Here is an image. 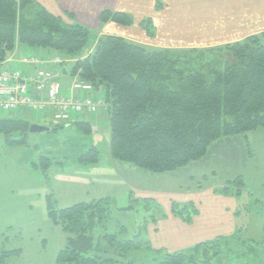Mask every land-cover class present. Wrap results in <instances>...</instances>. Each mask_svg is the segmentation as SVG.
Returning <instances> with one entry per match:
<instances>
[{"label": "trees", "instance_id": "1", "mask_svg": "<svg viewBox=\"0 0 264 264\" xmlns=\"http://www.w3.org/2000/svg\"><path fill=\"white\" fill-rule=\"evenodd\" d=\"M108 22L131 26L134 17L104 9L100 24ZM140 25L148 36L156 35L151 18ZM19 45L59 53L63 58L59 66L66 74H79L92 83L95 95L101 91L98 94L107 102L100 113L110 126V154L140 169L157 174L174 172L201 160L215 141L246 136L264 127V31L218 46L158 47L119 35L99 36L72 13L54 14L35 0H0V70ZM31 124L26 119L3 117L0 133L26 134ZM65 124L93 131L89 120L59 123ZM247 147L252 155L248 141ZM41 158L46 171L52 159ZM79 159L98 163V148H90ZM244 192L243 176L214 188V193L238 200ZM132 194L135 202L144 199L147 206L157 203ZM247 195L250 200L240 205L245 214L264 218V202ZM112 202L111 196H103L62 209L49 204L51 221L72 234L59 251L57 264H264V223L259 236L245 237L240 226L231 236L165 252L154 249L147 238H125L121 232H111L108 219ZM171 204V214L186 223L198 213L194 202ZM134 208L130 204L124 209ZM160 214L167 216L166 212ZM241 214L237 209V217ZM158 220L155 216L152 222ZM230 238L238 240L240 247L233 249ZM141 247L151 250L152 256L137 263L130 254ZM20 252L0 251V263Z\"/></svg>", "mask_w": 264, "mask_h": 264}, {"label": "rangeland", "instance_id": "2", "mask_svg": "<svg viewBox=\"0 0 264 264\" xmlns=\"http://www.w3.org/2000/svg\"><path fill=\"white\" fill-rule=\"evenodd\" d=\"M70 77L69 75L66 76L67 87L72 80ZM10 116L44 125L49 130L36 133L27 132L26 134L21 132L9 135L0 133V251L21 249L19 254L9 257L0 264H57V255L66 246L72 234L65 232L51 221L49 204L52 203L56 209H62L107 195L113 198L111 215L108 219L111 232H121V237L125 238L141 236L149 239L154 249L162 248L165 252L173 251V248L170 250L161 244L171 246L173 243L170 240L178 243L175 241L178 239L173 235L169 236L164 229L165 226L158 229L159 224H164V219L172 215L169 211L170 202L162 198L157 199V203L152 202L150 206H147L144 199H139L136 202L131 199V191L134 197H138V192L136 190L134 192L133 187L126 185L115 168L111 167V131L108 120L102 119L105 115L102 113L81 115L75 119V121L77 119L91 121L93 123L91 133L80 130L75 124L60 126L51 114L40 117L35 113L10 115L0 111V118ZM244 137L248 140L247 135ZM94 146L99 150L98 163L81 162L79 159L81 155ZM252 148L255 149L254 151L257 149L255 145ZM42 156L52 159V165L46 171L41 164ZM256 157L259 156L256 154ZM205 181L182 185L184 189L182 188L183 191L179 192L186 193L185 186L189 185L191 187L187 188H193L195 192H200L203 190L202 188L208 186ZM247 194L250 195L246 190L242 198L238 200L239 208H237L241 210L242 216H235V223L237 228L241 226L244 229L243 235L249 238L260 235L264 218L251 217L245 214L244 207L240 205H244L250 200ZM217 196L223 197L224 195L217 194ZM174 200L181 199L174 198ZM175 202L183 204L181 201ZM202 202L204 203V199ZM130 204L134 205L135 208L124 209ZM196 207L198 209L197 204ZM160 212H166L167 216L159 217ZM198 214L199 209L193 220L187 224H195L194 219ZM155 216L159 218L158 222L162 220L159 224L152 222ZM166 224V227L171 225L167 222ZM199 226L200 223L192 229L195 232L192 235L195 237L193 245L220 236L218 235L221 233L219 231L214 233L215 230L207 229L204 232V230H199ZM237 228L231 234L224 236L233 235ZM179 233L181 237H188L186 231H179ZM205 234L207 237L203 236ZM209 235L212 237H208ZM199 237L202 238L199 239ZM181 246L183 244L175 245L174 248ZM230 246L237 249L240 247L239 241L230 238ZM149 251L151 250L144 249V247L134 249L130 258L137 263L142 262L148 256H152Z\"/></svg>", "mask_w": 264, "mask_h": 264}, {"label": "crops", "instance_id": "3", "mask_svg": "<svg viewBox=\"0 0 264 264\" xmlns=\"http://www.w3.org/2000/svg\"><path fill=\"white\" fill-rule=\"evenodd\" d=\"M35 1L57 15L72 13L78 22L97 31L99 36L119 35L158 47L224 45L264 31V0ZM104 9L130 13L134 17V23L131 26H125L116 22H108L102 26L100 15ZM145 18H151L156 28V35L153 37L148 36L140 25ZM34 50L36 52L28 50L23 45L17 46L7 59L9 60L8 65L10 67L20 66L19 58L26 52L40 56L43 54L41 57L53 54L42 49ZM247 136L248 140L243 135L221 138L211 145L208 153L201 160L174 172L152 173L113 157L110 161L111 167L115 168L126 185L133 187L134 192L135 190L138 192L139 198L154 200L165 198L170 202V206L172 201L183 203L193 201L197 204L199 214L194 219L195 224L188 225L172 215L167 216L162 225L159 224L162 220L156 221L159 224L158 229L165 226L167 234L178 239H175L178 243L170 240L173 243L171 246L161 245L168 249L173 248V251L180 250L195 243V237H192L195 232L192 229L198 223H200L199 230H204V232L207 229L215 230L214 233L219 231L220 236L229 235L237 228L235 216L237 217L238 199L233 196L225 197L226 195L219 197L214 193V188L238 176H243L245 191L247 190L255 197L257 194L259 196L257 197L264 202V128L251 131ZM247 141L251 146L252 155L248 152ZM254 145L257 147L256 151L252 148ZM256 154L259 157H256ZM204 180L208 186L202 188L201 193L195 192L193 188H187L191 187L190 185L185 186L186 193L179 192L183 191L182 188L184 189L183 186L187 183L193 184ZM172 197L181 200H174ZM166 222L171 225L166 227ZM179 231L188 232V237H181ZM203 236L207 237L206 234ZM178 244H183V246L174 248Z\"/></svg>", "mask_w": 264, "mask_h": 264}, {"label": "built area", "instance_id": "4", "mask_svg": "<svg viewBox=\"0 0 264 264\" xmlns=\"http://www.w3.org/2000/svg\"><path fill=\"white\" fill-rule=\"evenodd\" d=\"M8 61L1 64L0 70L2 112L35 113L40 117L51 114L58 123H72L81 115L99 114L107 106L102 95L94 94V85L79 74L71 76V83L66 86L65 77L69 74L59 66L63 62L59 53L43 58L26 52L16 67H10Z\"/></svg>", "mask_w": 264, "mask_h": 264}, {"label": "water", "instance_id": "5", "mask_svg": "<svg viewBox=\"0 0 264 264\" xmlns=\"http://www.w3.org/2000/svg\"><path fill=\"white\" fill-rule=\"evenodd\" d=\"M49 130L46 126L38 124V123H32L29 128V132L36 133V132H45Z\"/></svg>", "mask_w": 264, "mask_h": 264}]
</instances>
